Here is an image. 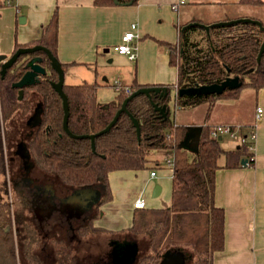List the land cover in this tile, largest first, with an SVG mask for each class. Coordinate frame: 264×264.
Wrapping results in <instances>:
<instances>
[{"label": "trees", "instance_id": "obj_1", "mask_svg": "<svg viewBox=\"0 0 264 264\" xmlns=\"http://www.w3.org/2000/svg\"><path fill=\"white\" fill-rule=\"evenodd\" d=\"M131 1L118 0L119 4H116L115 0H95V4L104 7L124 6ZM13 2L0 0V9L13 5ZM138 2L134 0L132 5ZM240 3L264 5L262 0H241ZM198 27L187 26L180 31L178 44H167L171 51L169 63L178 70L177 84L160 86L166 88L167 95L141 94L131 99L127 111L121 113L117 123L107 133L97 136L114 120L127 98L142 88L156 86L141 85L134 80L128 86L129 93L123 90L114 101L102 105L97 99L99 86L96 83L64 85L69 104L68 129L75 136L96 135L95 151L89 137L77 139L65 131L63 100L53 88V83L58 81V74L43 51L20 56L4 78L0 64V175L3 176L0 183V264L79 262L72 242L65 245L64 250L58 249L52 261L45 259L39 250L43 240L49 236L58 238L55 242L58 245L63 241L62 233L51 228V223L57 221H53L52 217L50 219L51 215H46L50 224L47 226L48 234L42 236L36 225V215L31 217L35 204L29 194L22 188L10 189L6 146L9 141L10 145L12 143L11 124L21 118H27L25 122L30 128L25 134L28 137L26 144L29 161H26L24 168L39 170L45 178L55 180L62 188L99 191V200L90 216L85 223L75 228L76 239L88 240L117 233L95 225L102 216L101 208L113 201L109 177L111 173L154 168L159 164L151 158L154 151L172 152L174 173L170 206L162 209H136L132 226L119 232H127L126 239L139 250L148 247L149 252L141 255L133 264H159L168 250L190 253L193 257L191 264H214L215 254L225 247V211L215 201L216 173L220 168L218 161L225 156V167L236 169L243 167V160L249 166H254V155L248 153L244 146L225 150L219 139L212 137L213 126L204 125L200 130L198 151L190 159L186 143L191 129L176 125L171 120L169 103L175 89L221 84L227 78H239V87L227 88L221 94L178 97L177 103L183 108L208 104V120L218 101L238 100L248 88L256 91L264 89V52L258 62L264 32L257 25L241 22L213 27L209 33L202 29V40L191 39L190 31L199 30ZM58 35L59 14L56 9L49 23L42 27L40 39L26 45L16 42L13 54L20 48L40 45L58 59ZM202 42L206 45H202ZM33 57L42 58L41 65L47 74L41 76L35 85L24 87V98L20 101L19 89L13 85L26 73L25 66ZM62 66L66 71L67 65ZM34 94L39 100L36 108L32 101ZM154 104L166 106L169 110L167 116L162 117ZM34 117L37 118L36 123L33 122ZM132 119L139 123L140 138ZM50 186L51 190H46L48 186H44V193L48 191L50 197L58 199V190ZM11 192L17 195L16 202L25 212L17 210L14 213L9 198ZM61 220L64 221L63 218ZM63 236H69L65 227ZM137 238H141L144 245H138Z\"/></svg>", "mask_w": 264, "mask_h": 264}, {"label": "crops", "instance_id": "obj_2", "mask_svg": "<svg viewBox=\"0 0 264 264\" xmlns=\"http://www.w3.org/2000/svg\"><path fill=\"white\" fill-rule=\"evenodd\" d=\"M240 1L187 0L186 4L174 10L179 0H139L136 5L107 7L97 6L95 0H14L13 5L0 9V57L3 63L11 58L16 42L26 45L39 40L42 27L49 23L58 9V60L67 65L66 69L86 72L89 79L84 83H96L99 86L98 101L108 105L119 93L115 89L118 81L127 87L134 80L141 85L156 87L176 85L178 70L169 63L171 51L167 44H178L180 31L190 24L211 26L219 22L251 19L264 25V5L251 6ZM21 17L25 19L24 23L19 21ZM132 24L138 26L140 35L136 61L114 49ZM198 28L190 31L191 39L204 38L203 28ZM106 86H112L116 93L112 99L107 97L100 101L99 90ZM253 90L245 89L238 100L218 101L209 119L206 114L202 124L191 120L175 122L191 129L186 143L190 159L195 153L192 140L200 134L202 126H256L257 140L252 152L254 166L245 164L241 168L227 169L225 156L218 161L220 168L216 173L215 201L225 211V247L215 254L214 264H264V89ZM172 95L178 101L179 90H173ZM245 98L247 110L241 112L238 107ZM177 106L183 109L178 103ZM258 108L263 110L261 118L257 117ZM208 109L207 104V112ZM223 140L224 137L219 141L227 151L240 146L230 138L227 142ZM170 153V157L163 158L165 161L152 159L159 163L154 168L110 174L113 201L101 208L102 216L95 225L117 233L104 236L113 238L128 234L119 231L132 226L135 203L140 199L145 202L143 209L170 206L174 173V155ZM152 172H156V177L151 176ZM157 187L160 194L154 197ZM136 240L138 245H144L141 238Z\"/></svg>", "mask_w": 264, "mask_h": 264}, {"label": "rangeland", "instance_id": "obj_3", "mask_svg": "<svg viewBox=\"0 0 264 264\" xmlns=\"http://www.w3.org/2000/svg\"><path fill=\"white\" fill-rule=\"evenodd\" d=\"M22 18V17H21ZM19 18V21L20 19ZM202 45H206L205 42H202ZM3 58L0 57V64L3 63ZM87 73L81 71V69H73L67 68L65 71V84L68 85H79L86 81L85 79H89L87 77ZM92 81V80H88ZM101 91L99 95V100L110 97L116 93L113 87L106 86L105 89H100ZM254 92V90L252 91ZM101 97V98H100ZM172 99L169 103L170 108V118L175 123L176 121L180 123H186L190 120L202 124L205 120V116L207 114V104H202L197 107H188L186 106L183 109H179L177 107L176 98L174 95L171 96ZM38 97L36 94L32 96L33 105L38 107L37 105ZM247 99L245 98L244 103L239 105L238 109L241 112L245 109L247 110ZM39 101V100H38ZM250 101V100H249ZM249 105V104H248ZM235 108V107H234ZM216 116V114L214 115ZM27 118L16 120L11 124L10 133L12 143L10 145V141L6 146V154H7V166H8V182L10 189L22 188L26 193L31 197V201L35 204L32 207L31 217L34 218L36 215V225L39 227L42 236H46L47 226L50 224L47 221L46 215H51L53 222L51 223V228H54L62 233L63 241L61 240V245H58L56 239L49 237L40 246V251H42V255L49 262L53 260V256L55 252L60 249L65 248V245L68 243H73L74 249L76 250V255L78 258V264H133L141 255L149 252L148 247L139 250V248L135 247L127 238V236L123 237H115L111 238L110 236H95L88 240L76 239L74 237L75 228L79 225L85 223V221L90 216L91 211L95 207L96 203L99 200V191L98 189L94 190H73L65 187H60L55 180H48L43 176V173L37 169L27 170L26 161H29L28 150L26 140L28 139L25 134L29 132V126H27L26 121ZM37 118H33V122L36 123ZM228 137H224L223 142H227ZM165 156L170 157L171 153L168 151H154L151 154V158L158 159L161 162L165 161L163 158ZM192 156V154H191ZM25 160V161H23ZM3 180V176L0 175V183ZM56 187L57 194H59L58 199L53 198V196H49V192L46 191L44 193V186L46 190H51V186ZM53 189V188H52ZM11 190V191H12ZM17 190V189H16ZM70 193L68 194V192ZM51 192V191H50ZM61 194V197H60ZM68 194V196H66ZM17 196V195H16ZM14 194H10V201L12 206L14 207V213L16 214L17 210L21 209V206L17 204L16 197ZM66 196V197H65ZM23 212H25L23 210ZM35 213V214H34ZM64 219L62 222L61 219ZM64 227L68 230L69 236H63ZM111 238V239H110ZM125 238V239H122ZM64 250V249H63ZM190 252V251H187ZM187 264H191L193 257L190 253H186Z\"/></svg>", "mask_w": 264, "mask_h": 264}, {"label": "water", "instance_id": "obj_4", "mask_svg": "<svg viewBox=\"0 0 264 264\" xmlns=\"http://www.w3.org/2000/svg\"><path fill=\"white\" fill-rule=\"evenodd\" d=\"M134 2V0H132L131 2H129L127 5H132ZM116 4H119L118 0H115ZM21 23L25 22L24 18L20 19ZM252 23L254 25H257L258 27H260V29L264 32V26L261 22L256 21V20H251V19H239V20H233V21H228V22H219L216 24H213L211 26H205L199 23H192L190 24L191 26H199L202 27L203 29L206 30L207 33H209L210 29L213 27H221V26H228V25H233L236 23ZM39 51H43L47 57L49 58L50 62H51V66L52 68L57 72L58 74V81L53 83V88L54 90L60 95V97L63 100V108H64V112H65V116H64V129L65 131L72 137L77 138V139H81V138H90L92 140V149L95 151V137L96 135H92V136H75L73 134H71V132L68 129V117H69V104H68V98L64 93V85H65V71L63 69L62 63L53 56V54L45 47L43 46H35V47H28V48H20L19 50L16 51V53H14L11 58H9L6 62H4L2 64V77L4 78L7 71L13 67V65L17 62V60L19 59L20 56L22 55H32L36 52ZM264 52V42L261 46L260 49V53L258 56V62H260L262 54ZM42 62V58L41 57H34L32 58L25 66V69L27 70L26 73L23 75V77L13 85L14 88H18L19 89V97L18 99L20 101L23 100L24 98V87L26 86H33L36 83L39 82V79L41 76H44L47 74L46 69L41 65ZM240 86V81L239 78H227L223 83L221 84H213V85H209V86H198L195 88H190V89H183V90H179V96H185V95H199V94H203V95H209V94H221L223 93L227 88H237ZM151 93H156V94H161V95H167V90L166 88H162V87H150V88H142L138 91H136L135 93H133L129 98H127L121 109L117 112L114 120L110 123V125L103 131H101L100 133L97 134V136H100L104 133H107L111 130V128L117 123L119 116L121 115V113L126 112L127 111V104L128 102L135 98L138 95L141 94H145L150 96ZM154 107L157 111H159L161 113L162 117H166L167 113L169 112V110H167L166 106H162L159 107L157 104H154ZM133 123L135 125V127L137 128V134L138 137L140 138L141 136V130H140V126L137 120L132 119ZM199 139H200V134L197 135L191 143V146L193 147V150L195 152L198 151V145H199ZM221 140V138L219 139ZM242 164L245 165L247 164L246 160L242 161ZM160 194V188L157 187L155 192H154V197H157ZM159 264H187V259H186V255L184 252L182 251H171L168 250L165 252V254L163 255L161 261Z\"/></svg>", "mask_w": 264, "mask_h": 264}, {"label": "built area", "instance_id": "obj_5", "mask_svg": "<svg viewBox=\"0 0 264 264\" xmlns=\"http://www.w3.org/2000/svg\"><path fill=\"white\" fill-rule=\"evenodd\" d=\"M187 0H179L174 10H178L179 6L186 4ZM140 38L138 32V26L136 24L131 25L130 31L126 32L120 44L114 47L115 51L120 55L128 57L132 61L137 60V40ZM115 89L117 92L125 91L130 92V89L124 86L120 81L115 83ZM177 102V101H176ZM178 107V106H177ZM263 110L258 108L257 117L261 118ZM212 137L216 139H222L223 137H228L231 140L237 141L240 146L247 148L248 153L254 151L255 142L257 140L256 126L246 127L241 125H215L212 127L211 131ZM156 172H152L151 176L156 177ZM145 207V202L140 199L135 203L136 209H141Z\"/></svg>", "mask_w": 264, "mask_h": 264}, {"label": "flooded vegetation", "instance_id": "obj_6", "mask_svg": "<svg viewBox=\"0 0 264 264\" xmlns=\"http://www.w3.org/2000/svg\"><path fill=\"white\" fill-rule=\"evenodd\" d=\"M34 58V57H33ZM32 59V58H31Z\"/></svg>", "mask_w": 264, "mask_h": 264}]
</instances>
